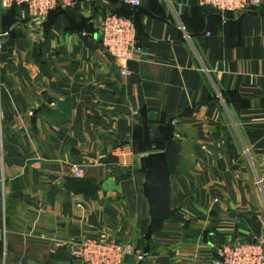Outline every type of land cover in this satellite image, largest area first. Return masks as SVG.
<instances>
[{
  "label": "crops",
  "instance_id": "crops-1",
  "mask_svg": "<svg viewBox=\"0 0 264 264\" xmlns=\"http://www.w3.org/2000/svg\"><path fill=\"white\" fill-rule=\"evenodd\" d=\"M58 2L42 25L3 28L0 264H81L54 243L102 234L146 256L124 264H206L221 245H264V5L225 19L198 0ZM115 10L133 17L145 56L103 49ZM121 144L129 168L112 156ZM161 152L175 217L154 231L141 159Z\"/></svg>",
  "mask_w": 264,
  "mask_h": 264
},
{
  "label": "built area",
  "instance_id": "built-area-1",
  "mask_svg": "<svg viewBox=\"0 0 264 264\" xmlns=\"http://www.w3.org/2000/svg\"><path fill=\"white\" fill-rule=\"evenodd\" d=\"M80 0H62L64 8L74 7ZM131 8H141L144 0H117ZM201 7H209L225 19L231 14H244L264 5V0H198ZM20 8V22L31 21L44 24L50 13L59 7L58 0H0L1 14L12 8ZM180 29H185L181 26ZM99 37L103 49L114 59L132 61L135 56H145L146 51L138 44V29L133 19L115 13L106 15L100 23ZM9 31H3L0 24V55L4 49ZM122 76H130L128 69L121 71ZM174 120V125H179ZM112 156L117 164L124 168L131 167L134 152L130 145H118ZM70 171L76 178L84 175L85 167L80 164L70 165ZM257 184H261L258 180ZM67 250L71 257L81 264H124L125 259L134 258L144 261L145 254L130 243H117L107 234L82 239L59 240L52 246V252ZM206 264H264V245L259 242H244L218 246L213 258Z\"/></svg>",
  "mask_w": 264,
  "mask_h": 264
},
{
  "label": "water",
  "instance_id": "water-1",
  "mask_svg": "<svg viewBox=\"0 0 264 264\" xmlns=\"http://www.w3.org/2000/svg\"><path fill=\"white\" fill-rule=\"evenodd\" d=\"M141 171L146 174L145 191L152 207V229L160 230L164 223L175 217L168 198L170 170L165 153H154L141 159Z\"/></svg>",
  "mask_w": 264,
  "mask_h": 264
},
{
  "label": "trees",
  "instance_id": "trees-1",
  "mask_svg": "<svg viewBox=\"0 0 264 264\" xmlns=\"http://www.w3.org/2000/svg\"><path fill=\"white\" fill-rule=\"evenodd\" d=\"M115 2H116L117 5H119V6H121V7H125V8H127V9H131V10H134V11L140 9V8H131V7H129V6L123 5V4L119 3L117 0H115ZM59 8H60V7H59ZM57 9H58V8H57ZM57 9H55L54 11H56ZM20 10H21L20 8L14 7V8H12V9L9 10V11H5L4 14H3V17H2V28H5V26H8V27H10V26H14V24L18 23V21H19V16H20ZM54 11H52V12L50 13V15H51ZM113 13H115V14H117V15H121V16L129 17V18L133 19L132 16H128V15L121 14V13H119L117 10L113 11ZM50 15H49V17H50ZM49 17H48V18H49ZM133 20H134V19H133ZM134 22H135V21H134ZM135 24H136V23H135ZM136 26H137V25H136ZM167 158H168V156H167ZM168 163H169V162H168Z\"/></svg>",
  "mask_w": 264,
  "mask_h": 264
},
{
  "label": "rangeland",
  "instance_id": "rangeland-1",
  "mask_svg": "<svg viewBox=\"0 0 264 264\" xmlns=\"http://www.w3.org/2000/svg\"><path fill=\"white\" fill-rule=\"evenodd\" d=\"M3 14H4V12L1 14V18H0V24H1V27H2V17H3ZM2 30L3 31H5L3 28H2ZM137 250H139V249H137ZM140 251V250H139ZM137 261V260H136ZM139 262V261H138Z\"/></svg>",
  "mask_w": 264,
  "mask_h": 264
}]
</instances>
